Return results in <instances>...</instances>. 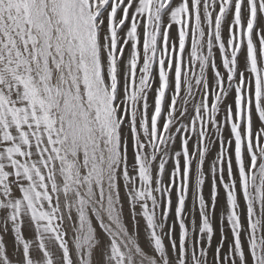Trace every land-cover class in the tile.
<instances>
[{"label":"snow or ice","instance_id":"1","mask_svg":"<svg viewBox=\"0 0 264 264\" xmlns=\"http://www.w3.org/2000/svg\"><path fill=\"white\" fill-rule=\"evenodd\" d=\"M0 264H264V0H0Z\"/></svg>","mask_w":264,"mask_h":264},{"label":"rangeland","instance_id":"2","mask_svg":"<svg viewBox=\"0 0 264 264\" xmlns=\"http://www.w3.org/2000/svg\"><path fill=\"white\" fill-rule=\"evenodd\" d=\"M217 239H218V234H217Z\"/></svg>","mask_w":264,"mask_h":264}]
</instances>
